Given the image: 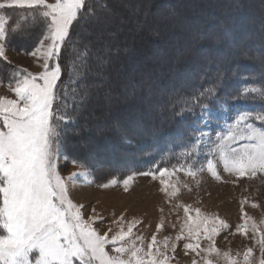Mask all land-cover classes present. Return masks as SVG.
<instances>
[{"label":"rangeland","instance_id":"obj_1","mask_svg":"<svg viewBox=\"0 0 264 264\" xmlns=\"http://www.w3.org/2000/svg\"><path fill=\"white\" fill-rule=\"evenodd\" d=\"M100 2L109 8L108 12H101L96 7L93 11L106 17V22L82 24L73 40L77 48L86 50L89 55L85 76L77 86L80 92L76 93H82L87 86L89 94L86 100L81 101L78 95L70 94V87L76 89L74 84L67 88L71 97L66 101L69 108L76 107L75 120L82 124L74 131L84 136L70 146L78 148L77 157L92 163L87 166L69 162L61 139L57 166L61 176L66 179L69 198L73 203L83 205L81 213L84 219L88 221L94 218L92 226L101 234L108 233L111 237L121 229L126 232L129 225L134 224L131 240H135L136 245L143 247L145 252L153 236L156 237V244L152 251L155 252L157 248L165 251L164 240L168 238L166 255L171 258L170 264H192L193 259L204 264L203 258L208 256L207 253L197 256L184 248L186 242L195 244V240H176L182 229L184 236H187L185 220L191 217L189 224L194 226L197 222L195 210L199 209L201 217L210 220L219 218L228 225L212 238L221 253H230L238 264H243V253L251 248L252 259L257 261L261 255L257 241L264 235V173L258 172L251 178L247 174L241 177L229 173L224 171L223 164L215 154L216 142L227 132L236 115L242 111H257L252 103L209 106L211 116L203 120L200 119V109L196 118L198 124L193 126L196 134L192 144L197 138L200 142L196 145L197 151L192 155L194 161L190 164L196 170L195 177L181 170L175 175H157L155 179L151 175H143L147 172L141 171L115 178L97 171L98 167L94 166L93 161L97 160L98 163L99 160L103 170L122 169L126 164L135 162L138 158L134 160L133 155L128 154V148L125 149L120 142L119 133L112 134V128L121 125L122 132L128 131L133 136L139 132L145 135L146 130L156 126L155 122H164L159 117L162 100L176 90H186L187 87L191 90L201 85L200 77L211 72V63H218L217 70L235 62L238 66L242 54L245 52L248 55L253 51L246 50L248 41L242 39L245 32L255 35L254 41H258L262 35L259 27L264 23V0H95L94 4ZM218 10L220 12L215 15ZM224 12L233 14L234 19L238 20L234 39L227 40L220 31L221 23L208 27L213 19L222 21ZM208 17L209 21L201 25L202 19ZM32 37L31 32L23 35L16 45L24 47ZM30 53L14 51L7 43L8 60L5 62L33 74L43 71L40 53L37 56ZM65 55L68 53L62 49L60 64L66 60ZM262 55L264 59V52ZM101 58L103 63H100ZM61 79L67 81L66 70ZM11 86L15 87V84ZM219 88L221 90L223 84ZM157 94H161V98ZM0 97L17 98L9 83L1 81ZM146 101L149 102L147 105L144 104ZM80 110H84V113L78 114ZM142 123L144 130L139 131ZM106 139L114 142V148H110ZM241 143L244 142L233 146L238 147ZM208 160L216 165L220 179L208 171ZM72 173L79 175L67 179ZM128 176H133V180L126 190L123 180ZM113 179L119 182L102 187ZM161 179L166 182L165 191L161 190ZM166 192L176 194L170 196ZM185 206L188 207L187 216ZM247 217L251 219L246 225L248 233L244 234L237 231V226L244 225ZM253 223L256 224L255 231L251 227ZM158 225L162 227L158 228ZM125 242H130L129 238ZM199 243L201 248H207L211 241L201 237ZM173 244L176 245L175 252L172 251ZM112 254L115 255L114 252ZM208 258L212 259L213 264H226L224 258L215 254Z\"/></svg>","mask_w":264,"mask_h":264},{"label":"snow or ice","instance_id":"obj_2","mask_svg":"<svg viewBox=\"0 0 264 264\" xmlns=\"http://www.w3.org/2000/svg\"><path fill=\"white\" fill-rule=\"evenodd\" d=\"M94 7L101 12L109 10L102 2L94 5L92 0H0V58L3 61L8 60V35L18 33L22 28L21 22L40 20L44 29L39 47L30 53L32 56L40 53L43 71L33 74L24 69L14 73L9 87L17 98L0 97V264H170L171 258L166 255L168 238L164 240L165 251L159 248L152 251L156 244V237L153 236L145 252L143 247L136 245L135 240H131L134 224L129 225L126 232L121 229L111 237L108 233L98 232L92 226L94 218L88 221L84 219L81 213L83 205H77L69 198L66 179L58 170L61 125L74 119L68 111L67 88L82 79L87 68L88 53L76 47L70 30L75 32L82 24L89 22L105 23L106 17L95 13ZM6 9L23 10L24 14L10 25L9 21L13 18L4 14L3 10ZM69 48L72 49V58L62 68L59 62L61 51ZM103 62L101 58L100 63ZM66 69H70L68 79L62 81ZM13 83L15 87L11 86ZM244 92L255 93L264 99V88H249ZM73 93L83 101L87 99L89 90L85 86L82 93L77 94L73 88ZM216 96L215 87L201 91L184 101L185 107L181 112H193L194 108L199 107L200 119L206 116L210 118L211 109L202 100ZM240 141L244 143L233 146ZM199 142L197 138L186 154L193 155ZM215 154L223 164L224 171L229 173L241 177L247 174L250 178L258 172L264 173V105L260 111L238 113L227 132L216 142ZM207 169L216 179H220L212 160L207 161ZM181 170L192 177L197 174L192 166L180 165L143 175H151L155 179L157 175H175ZM78 175L72 173L67 179ZM131 180L133 176L123 180L126 190ZM118 182L113 179L102 187ZM160 183L161 190L165 191V180L161 179ZM166 194L172 196L176 192ZM184 211L187 216L188 207L185 206ZM195 211L197 222L193 226L189 224L192 218L187 217V236H184L182 229L176 240H195V244L186 242L184 248L197 256L201 253L208 256L215 254L224 258L226 264H238L230 253H221L212 239L221 228L228 227L226 222L219 218L210 220L201 217L200 210ZM250 219L247 217L244 225L237 226V231L247 234L246 225ZM251 227L253 231L256 230L255 223ZM201 237L211 241L207 248L200 247ZM126 238L130 242H125ZM257 243L260 245V258L254 261L253 250L249 248L243 253V264H264V235ZM172 251H176L175 244ZM208 256L203 258L204 264H213ZM192 264L199 262L193 259Z\"/></svg>","mask_w":264,"mask_h":264},{"label":"trees","instance_id":"obj_3","mask_svg":"<svg viewBox=\"0 0 264 264\" xmlns=\"http://www.w3.org/2000/svg\"><path fill=\"white\" fill-rule=\"evenodd\" d=\"M92 1L94 4L95 0ZM218 12L220 11L218 10L217 12H215V15H217ZM4 13L7 16L13 18L9 21L10 25L13 23V20L18 18V16L24 14L23 10L19 9H6L4 10ZM15 15L17 17H15ZM222 15V21L218 22V20L213 19V22H210L208 27H211V25H213L214 23H221L219 27L220 31L223 33L224 36L228 38L227 40H230V38L234 39L235 24L238 23V20L234 19L233 14L227 15V13L224 12V14ZM209 19L210 17L202 19L201 25L206 24V21L208 22ZM21 23L22 28L18 33H9L8 46L17 52L30 53L35 49L36 45L43 37L44 29L42 28V26H39L38 20L34 22L31 20L23 21ZM260 29L262 35L258 41H254L256 37L255 35H251L249 34V32H245L248 35L247 37H245V34L242 38H245V41H248L246 42L248 48L245 49L248 51L252 49L253 51L250 52V54L248 55H245V52H242L244 56L242 54V58L239 60L240 64L238 66L235 62L230 66L217 70L216 65H218V63L213 62L211 63L212 65L209 66L211 72L205 74L203 77H200L202 80L201 85L196 87L194 86L191 90H188L189 87H187L186 90H176L172 93L170 97L162 100V103H160L161 111L159 117L164 122L159 124L155 122L156 126H154L152 130H146L145 135L140 134L139 132L137 136H133L128 131L122 132L121 125L112 128V134L119 133L118 135L120 136V142H122V146H124L125 149L128 148V154L130 153L131 155H133L134 160L136 158H138V160L136 159L135 162L131 164H126L122 169L116 168L114 170H103L101 168L102 163H100L99 160L98 163H96L97 160H95V162L93 161V164L95 167H98L97 171H100V173L103 174L106 173L111 177L113 176L115 178H118L123 177L124 174H129L131 172H151L157 171V169H163L168 167H179L180 165H185L186 167L190 166V164L194 161V158L192 157V155H187L186 153L188 149L191 148L193 137L196 134V131L193 126L198 124L196 118L200 114V108H194L193 112H181V109L185 107L184 101L190 100L195 95H198L201 91H204L210 87L216 88L217 96L215 98H208L202 100V102L208 104V106H215L218 104L226 103L230 105H238V103L243 105H249L252 103L256 107V110L260 111L262 105H264V99H261L255 93L248 94L244 92L245 89L249 88H264V59L262 58V52H264V23L260 25L259 30ZM77 31L78 29H76L75 32L71 31L72 41L74 40V35L77 33ZM30 32L33 33V37L28 40L27 45L24 47L17 46L16 43L20 41L21 37ZM218 47L219 46H217L216 48ZM200 48L202 49L201 46ZM65 52L68 53V55H65L67 57L66 60L61 62L62 67L67 65V62L69 63L72 58L71 48H69ZM97 56H100V53H97ZM88 57L89 55L86 57V59ZM68 70L70 69H66V74H68ZM19 71L20 69L8 65V63H6L0 58L1 82L9 83V80L13 76V74L18 73ZM81 80L82 79H80L79 81H77L76 84H74L77 90L76 92H80L77 86L80 84ZM222 84L223 88L220 90L219 86H222ZM232 88H234L235 90L233 91ZM69 90H71L70 94H72L73 89L70 87ZM68 93L66 100H69V98L71 97L68 96ZM161 96L162 95L160 94L159 98H161ZM254 96L255 99H253ZM74 100L75 97L73 98L72 103H74ZM148 103V101L144 102V104L146 105ZM72 107L73 108H69L68 111L74 119L70 122L66 121L65 124L61 125L63 129L61 131V139L64 141L65 156L69 162L85 164L89 166L92 161L89 162V160L77 157L76 153L78 148H73L70 146L71 143L80 141L84 138L83 135L77 134L74 131V128H80L82 124H79L77 120H75L77 116V113H75L76 107ZM79 113L83 114L84 110H80L78 114ZM141 126L144 127V124L142 123V125H140L139 131L144 130ZM111 137L116 138L114 136ZM106 141L110 145V148H114L113 141L109 142L107 139L105 140V142ZM97 164L98 166H96ZM96 174H98V172H96Z\"/></svg>","mask_w":264,"mask_h":264},{"label":"crops","instance_id":"obj_4","mask_svg":"<svg viewBox=\"0 0 264 264\" xmlns=\"http://www.w3.org/2000/svg\"><path fill=\"white\" fill-rule=\"evenodd\" d=\"M38 47H39V46H38ZM38 47H37V48H38ZM37 48H36V49H37ZM36 49H34L33 51H35ZM33 51H32V52H33Z\"/></svg>","mask_w":264,"mask_h":264},{"label":"bare ground","instance_id":"obj_5","mask_svg":"<svg viewBox=\"0 0 264 264\" xmlns=\"http://www.w3.org/2000/svg\"><path fill=\"white\" fill-rule=\"evenodd\" d=\"M102 120V119H101Z\"/></svg>","mask_w":264,"mask_h":264}]
</instances>
